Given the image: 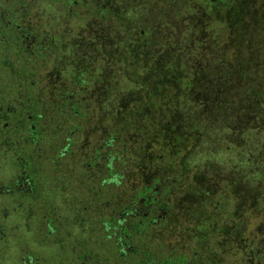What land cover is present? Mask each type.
Here are the masks:
<instances>
[{"label":"trees","instance_id":"16d2710c","mask_svg":"<svg viewBox=\"0 0 264 264\" xmlns=\"http://www.w3.org/2000/svg\"><path fill=\"white\" fill-rule=\"evenodd\" d=\"M0 166L62 258L264 264V0H0Z\"/></svg>","mask_w":264,"mask_h":264},{"label":"rangeland","instance_id":"374dc122","mask_svg":"<svg viewBox=\"0 0 264 264\" xmlns=\"http://www.w3.org/2000/svg\"><path fill=\"white\" fill-rule=\"evenodd\" d=\"M42 5H46L44 2H42ZM42 10L44 8L42 6L37 7V12L35 13V18H41L46 16V13L41 15ZM55 16L58 17L57 14ZM33 22V20H31ZM63 28H61L62 30ZM4 94H8L9 91H3ZM2 168L0 166V189L3 187L1 186V183L7 181H10L12 179V176H7L5 179H1L3 176L2 173ZM4 184V183H3ZM1 192V191H0ZM5 196L3 194H0V227L1 225H4L9 228V230H13V232H9L7 237H3L4 240L5 238H8L7 242H2L1 243V235H0V245L4 246L3 249H1V264H29V261L32 264H55L56 258L61 259L59 255H57V252L60 251V248L58 246H55L53 240L49 237H45V231L42 230L41 228H37V233H30L31 229H27L22 222V217L19 215L15 216V213L11 214V211H9V214L7 215H2L1 214V204L4 205L5 203ZM4 201V202H3ZM10 209H12L14 206H12V202L10 203ZM16 218V219H15ZM13 219V220H12ZM18 223L19 225L17 226V230L15 229L16 225L15 223ZM13 222V223H12ZM9 223V224H8ZM10 223L11 226H10ZM31 226V225H30ZM35 225L33 224L32 227ZM31 228V227H30ZM1 230V228H0ZM8 230V231H9ZM34 231V229H32ZM38 230H40V233H38ZM75 230H73L74 232ZM18 232V233H17ZM1 234V232H0ZM42 236L44 238H42ZM70 237V236H69ZM25 238V239H24ZM3 241V240H2ZM68 241H64V243L67 244ZM10 246V247H9ZM8 249V250H7ZM74 249V248H72ZM34 253L35 256H32V254L29 256L28 259H24L23 261L20 260L22 258V255L24 257L25 253ZM102 252V249L98 247L97 249V254ZM238 255V253H235ZM34 257V258H33ZM72 259V258H71ZM226 259L229 260V256L226 255ZM89 260V259H88ZM21 261V262H20ZM90 262V260H89Z\"/></svg>","mask_w":264,"mask_h":264},{"label":"flooded vegetation","instance_id":"af4514ba","mask_svg":"<svg viewBox=\"0 0 264 264\" xmlns=\"http://www.w3.org/2000/svg\"><path fill=\"white\" fill-rule=\"evenodd\" d=\"M50 232H48L47 234H49ZM60 250H61V248H60ZM32 254V256H35L34 255V253H32V252H30V253H25L24 254V257H23V255H22V258L20 259V260H24V259H28L29 258V256ZM34 258V257H33ZM0 260H1V245H0ZM29 260V259H28ZM84 261L83 262H77L78 260H77V258L76 259H71V258H69L68 257V259H66L65 257H61V259H59V258H56V261H55V264H97L96 262H92V261H90L89 262V260L87 259V261H85V259H83ZM21 262V261H20ZM33 263V262H32ZM30 261H29V264H32ZM0 264H1V262H0ZM39 264H41V263H39Z\"/></svg>","mask_w":264,"mask_h":264}]
</instances>
